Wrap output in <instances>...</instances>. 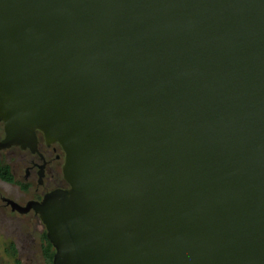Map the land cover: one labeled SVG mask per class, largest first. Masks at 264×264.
<instances>
[{
	"label": "water",
	"instance_id": "95a60500",
	"mask_svg": "<svg viewBox=\"0 0 264 264\" xmlns=\"http://www.w3.org/2000/svg\"><path fill=\"white\" fill-rule=\"evenodd\" d=\"M0 123L53 264H264V0H0Z\"/></svg>",
	"mask_w": 264,
	"mask_h": 264
},
{
	"label": "flooded vegetation",
	"instance_id": "af4514ba",
	"mask_svg": "<svg viewBox=\"0 0 264 264\" xmlns=\"http://www.w3.org/2000/svg\"><path fill=\"white\" fill-rule=\"evenodd\" d=\"M0 125L2 127L0 130L2 135L0 140H2L5 134L2 123H0ZM36 137L37 148L34 152L29 148L23 149L20 146H11L10 148L0 149V152L4 150H19L20 152L29 155V157L21 161L23 164L24 174L20 175L17 179L16 166L13 165L12 168H10L8 164L3 163L0 160V166H7L10 174L12 175V181H6L0 177V180L9 185V190L4 194H0V201L2 206L12 215H31L33 218L40 221L43 229L40 236L41 254L40 259L37 261L39 264H53V255L55 250L47 238L45 226L41 222L39 216L33 209H30L26 213H20L16 209H13L12 205L8 202V200H11L24 207L30 201H41L46 194L53 190L67 189L69 187V184L63 175L65 153L61 145L58 142H48L43 133L40 131L36 132ZM29 239H23V244L21 245V249L29 255L27 263H29V261L33 262L34 260L31 255H33L32 247L34 245L35 238L31 237ZM49 243L51 247H49ZM50 252L52 253L51 259L49 257Z\"/></svg>",
	"mask_w": 264,
	"mask_h": 264
},
{
	"label": "rangeland",
	"instance_id": "374dc122",
	"mask_svg": "<svg viewBox=\"0 0 264 264\" xmlns=\"http://www.w3.org/2000/svg\"><path fill=\"white\" fill-rule=\"evenodd\" d=\"M2 129L0 125V130ZM0 133V137H1ZM29 155L19 150H4L0 152V160L3 163L16 166V179L24 174L22 160ZM9 190V185L0 180V194ZM43 226L38 219L29 216H15L2 206L0 201V264H39L40 259V236ZM35 238L32 247L33 262L27 263V252L21 249L23 239ZM30 240V239H29ZM16 248V249H15Z\"/></svg>",
	"mask_w": 264,
	"mask_h": 264
},
{
	"label": "trees",
	"instance_id": "16d2710c",
	"mask_svg": "<svg viewBox=\"0 0 264 264\" xmlns=\"http://www.w3.org/2000/svg\"><path fill=\"white\" fill-rule=\"evenodd\" d=\"M0 177L6 181H12V175L10 174L7 166H0ZM49 247H51L49 243ZM50 259L52 258V253H49Z\"/></svg>",
	"mask_w": 264,
	"mask_h": 264
}]
</instances>
